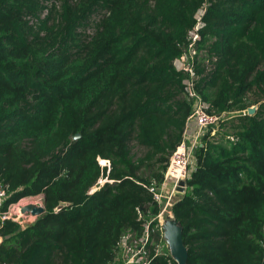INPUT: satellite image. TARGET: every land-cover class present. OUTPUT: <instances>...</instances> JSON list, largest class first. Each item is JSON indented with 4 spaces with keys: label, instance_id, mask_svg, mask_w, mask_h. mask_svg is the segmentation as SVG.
Segmentation results:
<instances>
[{
    "label": "trees",
    "instance_id": "16d2710c",
    "mask_svg": "<svg viewBox=\"0 0 264 264\" xmlns=\"http://www.w3.org/2000/svg\"><path fill=\"white\" fill-rule=\"evenodd\" d=\"M190 43L196 90L232 117L202 135L172 206L187 264H261L264 0H0V211L40 194L45 206L25 225L0 214V264H121V237L160 210L149 188L192 112L175 66ZM152 264L177 263L167 249Z\"/></svg>",
    "mask_w": 264,
    "mask_h": 264
},
{
    "label": "built area",
    "instance_id": "2783aa9c",
    "mask_svg": "<svg viewBox=\"0 0 264 264\" xmlns=\"http://www.w3.org/2000/svg\"><path fill=\"white\" fill-rule=\"evenodd\" d=\"M198 19L194 29L190 31V37L193 41L198 37L199 28L203 26L201 17ZM192 46L193 43H190V49L193 51ZM185 55L175 60V66L178 69L182 68L177 66V61L180 59L185 60ZM184 70L188 71L190 75L184 80V85L187 95L193 101L192 112L183 139L169 159L164 179L161 183L149 188L160 210L156 215L145 220L142 235L135 236L128 232L121 237L118 249V256L122 260L121 264H152L154 255L163 253L160 252L158 242L155 241V235L160 234V239L164 238L162 225L168 216H173L172 206L176 201L177 194L180 192L178 190L179 182L181 180L186 181L191 176L196 167L195 153L201 143L202 135L208 131L211 125H216L221 118V115L209 111V103L196 90L193 68L186 67ZM188 130H191V132L189 133ZM103 161L105 164L106 160ZM5 198L6 189L0 181V207ZM10 207L5 212L0 211L2 219L12 218ZM2 241L3 236L0 234V244Z\"/></svg>",
    "mask_w": 264,
    "mask_h": 264
},
{
    "label": "rangeland",
    "instance_id": "374dc122",
    "mask_svg": "<svg viewBox=\"0 0 264 264\" xmlns=\"http://www.w3.org/2000/svg\"><path fill=\"white\" fill-rule=\"evenodd\" d=\"M204 13V10H200L197 13V18H200L201 15ZM102 12H98L95 13L92 16V19L90 20V23L87 27L82 28V33L86 34L88 36L92 35L95 32L96 29V22L100 20V18L102 17ZM193 51L191 50L190 52H188L185 56V60L180 59L177 61V66L179 68H186V67H192L191 66V62L190 59L193 57ZM249 98L253 101H258L262 99L261 94L259 93V91L257 89H253L249 92L248 94ZM258 104H253L251 107H257ZM248 112V108L246 110ZM229 114L223 115L222 119L223 121H220L219 123H217L216 125H214L215 129L213 128V133L220 131H223L225 129V126H222V122L225 123L226 119L231 118L232 116H228ZM131 147H132V151L135 155H141L143 153V151L145 150V148H142L140 146H138L136 144L135 141L131 142ZM100 162L103 163V159H100ZM104 164V163H103ZM178 197V194H177ZM18 203V204H17ZM17 203H15V205H12L10 207V211H11V216L12 218L16 219V221H18L19 223H21L22 225H25L27 223H30L31 221L35 220L38 216L32 214L29 211H23L22 208L26 205L29 204H43V195H36V196H29V197H24L21 200H19ZM15 212V213H14ZM158 247L160 249V252H165L168 249V245L165 241V239H160V241H158Z\"/></svg>",
    "mask_w": 264,
    "mask_h": 264
},
{
    "label": "water",
    "instance_id": "95a60500",
    "mask_svg": "<svg viewBox=\"0 0 264 264\" xmlns=\"http://www.w3.org/2000/svg\"><path fill=\"white\" fill-rule=\"evenodd\" d=\"M256 110V107H249L248 113L252 114ZM80 136L79 133L74 135V139ZM186 188V181L181 180L179 182L178 190L184 192ZM22 210L29 211L32 214L39 216L45 212L44 204H29L22 208ZM163 236L168 245L170 255L177 264H187L188 261V247L184 243L183 239V225L174 216H168L162 225ZM4 239V238H3ZM261 264H264V251Z\"/></svg>",
    "mask_w": 264,
    "mask_h": 264
},
{
    "label": "crops",
    "instance_id": "0c3cea01",
    "mask_svg": "<svg viewBox=\"0 0 264 264\" xmlns=\"http://www.w3.org/2000/svg\"><path fill=\"white\" fill-rule=\"evenodd\" d=\"M188 132L190 133V132H191V130H188Z\"/></svg>",
    "mask_w": 264,
    "mask_h": 264
},
{
    "label": "bare ground",
    "instance_id": "6f19581e",
    "mask_svg": "<svg viewBox=\"0 0 264 264\" xmlns=\"http://www.w3.org/2000/svg\"><path fill=\"white\" fill-rule=\"evenodd\" d=\"M18 204V203H17Z\"/></svg>",
    "mask_w": 264,
    "mask_h": 264
}]
</instances>
